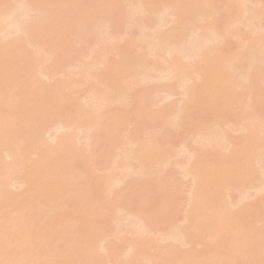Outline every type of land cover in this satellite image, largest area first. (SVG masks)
Instances as JSON below:
<instances>
[{
  "label": "bare ground",
  "instance_id": "obj_1",
  "mask_svg": "<svg viewBox=\"0 0 264 264\" xmlns=\"http://www.w3.org/2000/svg\"><path fill=\"white\" fill-rule=\"evenodd\" d=\"M0 264H264V0H0Z\"/></svg>",
  "mask_w": 264,
  "mask_h": 264
},
{
  "label": "rangeland",
  "instance_id": "obj_2",
  "mask_svg": "<svg viewBox=\"0 0 264 264\" xmlns=\"http://www.w3.org/2000/svg\"><path fill=\"white\" fill-rule=\"evenodd\" d=\"M174 99H176V98H174Z\"/></svg>",
  "mask_w": 264,
  "mask_h": 264
}]
</instances>
